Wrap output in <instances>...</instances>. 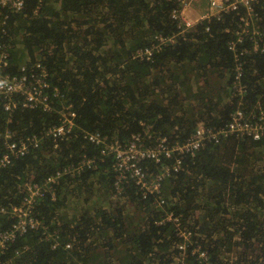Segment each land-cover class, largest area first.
<instances>
[{
    "label": "trees",
    "instance_id": "trees-1",
    "mask_svg": "<svg viewBox=\"0 0 264 264\" xmlns=\"http://www.w3.org/2000/svg\"><path fill=\"white\" fill-rule=\"evenodd\" d=\"M176 8L177 0H27L20 11H4L5 71L43 77L50 107L19 100L9 111L0 92V161L8 142L40 140L0 163V236L17 224L15 206L38 222L7 241L0 264H264V134H228L194 155L138 159L146 176L160 174L159 193L147 197L132 178L124 182L109 150L86 137L125 145L140 136L153 148L166 137L173 147L198 126L221 130L240 108L264 111V48L238 41L244 5L183 33ZM255 12L264 33V0ZM161 37L173 40L160 44ZM145 49L150 58L139 55ZM68 105L75 125L55 146L46 131ZM35 183L43 196L24 203ZM111 193L113 204L102 198Z\"/></svg>",
    "mask_w": 264,
    "mask_h": 264
},
{
    "label": "built area",
    "instance_id": "built-area-1",
    "mask_svg": "<svg viewBox=\"0 0 264 264\" xmlns=\"http://www.w3.org/2000/svg\"><path fill=\"white\" fill-rule=\"evenodd\" d=\"M179 4V8L174 10L172 17L179 22L180 33L189 31L195 25L190 21L188 22L183 17V7L187 8L191 3L187 2V0H177ZM191 1V0H190ZM213 8L219 9L216 15L221 13L222 11H226L227 9L238 10L240 5H244L246 7V13L240 12V23L239 25L243 28V33L248 36L250 41L253 42L254 48L257 49L262 47V43L260 40L264 42V33L259 29L252 30L254 22L257 18V13L255 12V6L260 3L261 0H208ZM27 3V0H0V17H2L3 24L6 23L7 18L9 17V13H4L6 10H22ZM215 15V16H216ZM210 17L203 16L202 19H209ZM209 29V28H208ZM173 40L170 38L166 40L165 38H160V44L165 41ZM243 37H239L238 41L242 42ZM237 41H233L230 43V48L235 52L236 58L238 60V53L236 51ZM159 46V45H158ZM3 47V46H2ZM1 49V45H0ZM248 51V50H245ZM140 56H147L150 58L152 54V49H145L140 51ZM7 54L0 55V92L5 94L6 102L4 103V107L6 110L12 111L18 106V101L22 100L23 106L30 107H50V101L48 95L44 94L43 88L47 87V83L43 80V77H35V72L24 73L20 76L11 75L5 71V66H7V61L5 57ZM37 67L40 71L43 72V75L46 74L45 66L41 64H37ZM22 71H26L24 68ZM32 75V76H31ZM242 77V66L238 63L237 66V75L235 83V88L239 91V94H242L245 90V85L241 83ZM61 122L59 125L49 128L46 131V134L54 137L55 146L58 145L57 140L59 137L66 135L70 132L74 125L75 119L77 117V113L72 109V105L64 106L61 110ZM228 134H235L238 137H251L255 140L261 139L264 134V111L252 108L249 111L245 109H238L233 115L230 122L226 125V127L222 128L218 131H213L211 129H207L204 126H198L195 133L187 139V141L183 143L177 142L173 147L169 146L167 138L162 137L157 143L156 146L147 147L144 142L140 138V136H135L130 143L122 145L120 142H108L106 137L101 135L100 133L87 132L86 137L96 144H101L105 150H109L111 154L114 156V165L115 168L122 173L123 179H126L124 182H130V178L134 180L136 185L143 190L144 196L148 195H156L160 191V183L156 182L158 178L154 176H146L140 168L137 167V160L143 158H151L154 157L159 160L160 154H163L169 158L173 152H177L180 154L191 153L192 155L203 146L206 141L217 139L216 142L219 141L221 136H227ZM9 137V136H8ZM9 141V140H8ZM39 138L37 136L28 137L26 139L10 141L7 143V147L10 150V153L4 154L0 163L10 164L14 158L25 156L31 149L37 148L39 145ZM104 154V152H102ZM14 156L12 158V156ZM181 165V160L177 159L174 165V169L178 170ZM81 169V166H79ZM168 168V167H166ZM66 170L70 173L72 169L70 167L66 168ZM59 176L57 173L56 178ZM55 177L49 178V182H53ZM123 183V182H122ZM121 183H117L118 187ZM31 190V193H30ZM43 189L39 184H34L33 187L29 188V197L25 200L26 202H31L37 196H43ZM156 203L162 204L163 201L158 197L156 199ZM22 207V206H21ZM19 207H14V212L16 213ZM168 215V214H167ZM38 222L34 221L32 218L29 221L24 223L18 222L14 225V228L9 232H4L0 236V251L3 250L6 246L7 241L13 239L17 233H23L30 225L32 227L37 226Z\"/></svg>",
    "mask_w": 264,
    "mask_h": 264
},
{
    "label": "rangeland",
    "instance_id": "rangeland-1",
    "mask_svg": "<svg viewBox=\"0 0 264 264\" xmlns=\"http://www.w3.org/2000/svg\"><path fill=\"white\" fill-rule=\"evenodd\" d=\"M187 2L191 3L187 8H185L184 6L183 9V17L189 22H191L192 24H194L195 26L197 24H199L200 22H202L204 19L203 16L211 17V16H215L217 14V12H219V9L217 8H213V6L210 4V2L208 0H187ZM244 13H246V7L244 6ZM257 29L256 24L253 25L252 30ZM115 160V159H114ZM82 162H85L82 160ZM166 168V167H164ZM163 172V171H162ZM160 174H153L152 176L158 178ZM31 193V190H30ZM111 197H109V194L107 195H102V198H104L103 200H105L107 203H112L116 202V195L111 193ZM104 196V197H103ZM78 202L74 201V203H71V205H76L77 206ZM17 209L18 211L15 213V216L17 218V223L18 222H26L29 221L31 218L29 217V210L25 209V207H20Z\"/></svg>",
    "mask_w": 264,
    "mask_h": 264
},
{
    "label": "clouds",
    "instance_id": "clouds-1",
    "mask_svg": "<svg viewBox=\"0 0 264 264\" xmlns=\"http://www.w3.org/2000/svg\"><path fill=\"white\" fill-rule=\"evenodd\" d=\"M255 24H256V23L254 22V25H255ZM178 25H179V22H178ZM197 25H198V24H197ZM197 25H196V26H197ZM196 26L192 27L190 30L195 29ZM239 27H240L241 31L238 33V34H239L238 36H239V37H243V39H248V40H250V39L248 38V36H246V34L243 33V28H242V26H239ZM251 27H253V26H251ZM257 29H259V28H257ZM259 30H260V29H259ZM263 37H264V36H263ZM260 42H261V43H264L262 40H260Z\"/></svg>",
    "mask_w": 264,
    "mask_h": 264
},
{
    "label": "flooded vegetation",
    "instance_id": "flooded-vegetation-1",
    "mask_svg": "<svg viewBox=\"0 0 264 264\" xmlns=\"http://www.w3.org/2000/svg\"><path fill=\"white\" fill-rule=\"evenodd\" d=\"M108 141V140H107ZM108 142H111V141H108Z\"/></svg>",
    "mask_w": 264,
    "mask_h": 264
},
{
    "label": "crops",
    "instance_id": "crops-1",
    "mask_svg": "<svg viewBox=\"0 0 264 264\" xmlns=\"http://www.w3.org/2000/svg\"><path fill=\"white\" fill-rule=\"evenodd\" d=\"M198 1V0H197Z\"/></svg>",
    "mask_w": 264,
    "mask_h": 264
}]
</instances>
